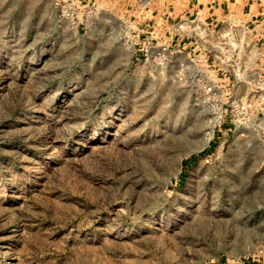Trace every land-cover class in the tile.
Instances as JSON below:
<instances>
[{
  "label": "rangeland",
  "instance_id": "rangeland-1",
  "mask_svg": "<svg viewBox=\"0 0 264 264\" xmlns=\"http://www.w3.org/2000/svg\"><path fill=\"white\" fill-rule=\"evenodd\" d=\"M69 3L0 0V264H264V133Z\"/></svg>",
  "mask_w": 264,
  "mask_h": 264
},
{
  "label": "built area",
  "instance_id": "built-area-1",
  "mask_svg": "<svg viewBox=\"0 0 264 264\" xmlns=\"http://www.w3.org/2000/svg\"><path fill=\"white\" fill-rule=\"evenodd\" d=\"M83 8L82 1L70 0L64 12L81 21ZM255 35L253 28L231 17L218 28L196 15L170 24L166 38L150 44L145 41L142 50L159 67H174L179 58L189 57L181 65L187 71L191 68L189 78L197 86L196 98L229 104L227 115L247 118V129L264 133V47ZM188 47L192 53L186 51Z\"/></svg>",
  "mask_w": 264,
  "mask_h": 264
},
{
  "label": "crops",
  "instance_id": "crops-1",
  "mask_svg": "<svg viewBox=\"0 0 264 264\" xmlns=\"http://www.w3.org/2000/svg\"><path fill=\"white\" fill-rule=\"evenodd\" d=\"M83 2V0H80ZM88 3L105 2L110 7H119V15L124 26L131 15H135V48L139 55L145 41L154 43L167 37L169 26L185 17L200 15L206 22L218 28L225 24L228 17L242 22L254 29L257 41L264 47V0H86ZM87 5V4H86ZM85 5V6H86ZM128 6L137 7L140 18L136 14H128ZM111 12V10H110ZM83 23V22H81ZM126 32V31H125ZM193 52L192 47L186 51Z\"/></svg>",
  "mask_w": 264,
  "mask_h": 264
},
{
  "label": "bare ground",
  "instance_id": "bare-ground-1",
  "mask_svg": "<svg viewBox=\"0 0 264 264\" xmlns=\"http://www.w3.org/2000/svg\"><path fill=\"white\" fill-rule=\"evenodd\" d=\"M212 134H213V132L210 131L209 135L207 136V140H209L211 138Z\"/></svg>",
  "mask_w": 264,
  "mask_h": 264
}]
</instances>
